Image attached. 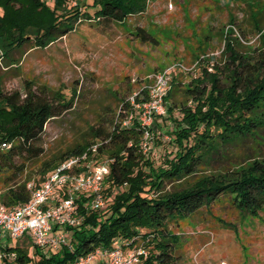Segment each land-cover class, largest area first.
Instances as JSON below:
<instances>
[{
  "label": "trees",
  "instance_id": "obj_1",
  "mask_svg": "<svg viewBox=\"0 0 264 264\" xmlns=\"http://www.w3.org/2000/svg\"><path fill=\"white\" fill-rule=\"evenodd\" d=\"M70 1L54 0V5L48 7L40 0H0L2 53L9 57L25 44L44 48L72 32L81 18L94 19L93 22L105 27L125 24L129 17L141 14L146 7V0H92L91 19L78 9L69 11ZM247 6L253 13L251 21L260 34L261 47L248 48V52L239 50L237 46L241 42L235 36L234 20L230 19V26L221 32L225 44L220 61L200 58V62L211 64L212 71L203 67L198 78L182 86L193 107L176 104L173 98L180 84L170 81L164 104L174 125L172 134L177 151L166 167H153L144 159L140 151L143 130L135 120L123 126L133 107L127 99L120 101L112 120L90 129L92 142L75 145L43 162L37 172L40 182L34 186L38 187L60 162L82 155L95 145L97 156L111 161L107 184L122 190L102 213L87 209L88 198L80 196L76 200L80 221L74 227H64L70 232L68 247L42 254L29 235H25L21 245L8 244L5 251L15 253L14 258H5L1 264H72L96 249L110 248L115 240L137 238L148 240L144 246L147 256L139 264H175L174 245L166 242H177L169 230L170 224L191 217L224 197L239 212L253 218L258 216L264 208V155L245 157L221 170L199 172L219 159L225 161L232 148L247 142L260 145L264 141L261 136L264 132L261 13L264 10L255 0ZM133 36L144 44L153 41L144 29H136ZM140 93L134 97L135 103L146 101V91ZM76 98L65 100L58 93L32 83H26L23 93H4L0 74V174L9 175L4 181L9 186L0 193L4 206L28 202V183L19 181L18 177L25 172L27 162H35L43 154L39 144L46 125L71 111ZM175 110L181 119L172 117ZM1 144L6 147L2 148ZM167 184H170L168 190ZM25 242L27 245L23 246ZM30 250H33L31 255Z\"/></svg>",
  "mask_w": 264,
  "mask_h": 264
},
{
  "label": "rangeland",
  "instance_id": "obj_2",
  "mask_svg": "<svg viewBox=\"0 0 264 264\" xmlns=\"http://www.w3.org/2000/svg\"><path fill=\"white\" fill-rule=\"evenodd\" d=\"M40 1L48 7L54 5V0ZM255 1H259L264 10V0ZM249 3L252 0H146L145 10L129 17L125 24L113 23L105 27L93 22L94 19L81 18L72 32L44 48L25 44L9 57L0 50L4 93H23L26 83H32L58 93L65 100L77 97L71 111L46 125L39 144L43 154L37 161L26 163L19 181L32 185L39 183L37 172L43 162L75 145L92 142V127L106 125L118 112L120 101L127 99L131 104L135 94L147 91L152 85L155 75L173 65L181 66L170 73L171 80L180 84L173 100L178 105L193 107L182 86L198 78L203 67L212 71L211 64L200 62V58L220 61L225 44L221 32L230 26V19L234 20L235 36L241 42L237 46L239 50L248 52V48L261 47L262 40L251 21L253 13L247 6ZM91 5L92 0H71L67 9H78L80 14L87 13L92 19L94 8ZM261 16V33L264 35V11ZM136 29H144L153 41L140 42L133 36ZM129 116L133 123L135 114L130 112ZM172 117L181 119L178 110ZM173 128L167 113L154 116L150 135L146 139L142 137L141 154L153 167H166V162L174 157L177 147ZM261 136L264 138V132ZM259 144L247 142L232 148L228 152V161L219 159L209 167L200 168L199 172L221 170L245 157L264 155V141ZM89 148L86 150L87 164L108 159L91 153ZM7 177L9 175L0 174V193L9 186L4 182ZM169 188L170 184H167L166 189ZM121 190L110 187L105 179V206L100 213L107 210L114 195ZM89 204L88 199L86 205ZM75 218L79 219L77 209ZM169 230L177 238V242L166 240L174 245L175 264H264V208L253 218L239 212L230 199L224 197L211 207L170 224ZM61 231L66 237L70 235L66 228ZM66 239L64 246L68 247L71 238ZM22 240L12 244L21 245ZM133 241L143 246L148 242L142 238ZM22 245L26 246L27 242ZM48 252L41 251L42 254ZM32 253L30 250V255Z\"/></svg>",
  "mask_w": 264,
  "mask_h": 264
},
{
  "label": "built area",
  "instance_id": "obj_3",
  "mask_svg": "<svg viewBox=\"0 0 264 264\" xmlns=\"http://www.w3.org/2000/svg\"><path fill=\"white\" fill-rule=\"evenodd\" d=\"M173 65L153 77V83L146 91V101L135 103L134 95L131 105L134 120L143 130V138L150 135V126L154 116L166 113L164 98L170 85ZM132 116H128L123 126L131 124ZM5 148V144H1ZM96 153V146L89 148ZM88 153L70 156L60 162L44 180L35 187L27 184L30 198L27 203L14 207H6L0 201V264L5 258L12 260L14 255L5 250L8 244L29 235L35 247L41 251H57L66 245L64 227L78 225L75 218L76 200L80 196L89 199L88 210H101L105 206L103 184L110 173V160L102 159L93 165L87 164ZM147 256L143 245L133 240H115L110 248L96 249L92 253L75 259L72 264H139Z\"/></svg>",
  "mask_w": 264,
  "mask_h": 264
}]
</instances>
